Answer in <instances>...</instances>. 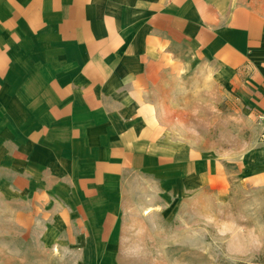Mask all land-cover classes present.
Returning a JSON list of instances; mask_svg holds the SVG:
<instances>
[{"label": "crops", "instance_id": "crops-1", "mask_svg": "<svg viewBox=\"0 0 264 264\" xmlns=\"http://www.w3.org/2000/svg\"><path fill=\"white\" fill-rule=\"evenodd\" d=\"M197 76L253 123L210 176L224 197L232 168L250 210L264 194V0H0V197L78 221L72 240L42 245L66 264H114L102 253L125 171L196 169L208 188V157L177 148L166 103Z\"/></svg>", "mask_w": 264, "mask_h": 264}, {"label": "rangeland", "instance_id": "rangeland-1", "mask_svg": "<svg viewBox=\"0 0 264 264\" xmlns=\"http://www.w3.org/2000/svg\"><path fill=\"white\" fill-rule=\"evenodd\" d=\"M181 85L185 89L166 102L174 113L171 127L178 149L191 148L194 156L201 151L208 157V188L199 182L196 169L175 177L168 166L156 177L125 171L115 189L112 211L117 217L106 224L111 236L102 259L114 264H264V194L253 193L256 203L249 210L242 203L246 191L234 196L232 168L231 187L224 197L210 177L214 159L221 157L229 164L248 146L253 123L247 109H239L212 78L189 77ZM254 124L260 128L258 121ZM258 143L264 147L259 139ZM58 206L42 210L40 204L26 207L22 201L0 197V264H66L65 251L57 258L42 246L74 238L78 221L58 218ZM93 208V214L103 211Z\"/></svg>", "mask_w": 264, "mask_h": 264}, {"label": "built area", "instance_id": "built-area-1", "mask_svg": "<svg viewBox=\"0 0 264 264\" xmlns=\"http://www.w3.org/2000/svg\"><path fill=\"white\" fill-rule=\"evenodd\" d=\"M259 119L263 121L264 123V111H262L259 115H258ZM258 139L263 142L264 144V124L262 126L261 132L259 133Z\"/></svg>", "mask_w": 264, "mask_h": 264}]
</instances>
